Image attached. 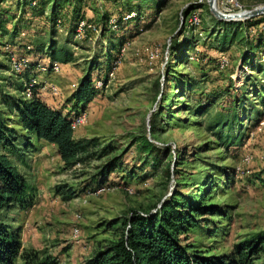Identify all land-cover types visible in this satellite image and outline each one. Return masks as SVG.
<instances>
[{"label": "rangeland", "instance_id": "374dc122", "mask_svg": "<svg viewBox=\"0 0 264 264\" xmlns=\"http://www.w3.org/2000/svg\"><path fill=\"white\" fill-rule=\"evenodd\" d=\"M83 1L82 16L103 30L65 43L64 26L72 10L67 6L49 40L69 50L74 61L66 67L59 63L58 73L36 69L35 77L41 74L49 86H63L56 104L62 115L71 117V81L78 82L91 69L92 79L101 85L85 108L86 122L74 128L73 136L96 137L101 146L116 150L102 159L120 158L105 177L92 178L98 172L97 158L65 169L55 147L22 132L0 100L20 150L6 152L35 188L30 208L13 206L5 212V223L20 231V252L37 251L53 257L55 264H85L96 249L115 241L131 211L153 213L164 200L175 199L218 207L215 214L192 215L194 225L180 234L186 250L229 255L252 234L264 231V128H256L264 117V71L242 65L251 57L242 51L244 43L216 50L221 30L213 24L207 0ZM30 2L0 0V90L13 95L19 76L10 70L11 60L50 32L48 8L44 15L31 14ZM239 2L244 10L264 5V0ZM188 5L199 7L200 22L185 28ZM130 9H137L141 18L116 30L104 29L108 17L118 18ZM24 24L23 34L12 39L14 26ZM245 31L249 43L255 33L262 35L259 27ZM121 44L126 46L122 55L117 52ZM222 53L229 59L224 68L218 62ZM43 64L50 66L49 61ZM234 114L238 120L221 133H240L241 140L226 145L208 125L217 116L230 120ZM142 136L156 147V161L139 149ZM66 192L71 195L64 199ZM17 264L23 263L19 259Z\"/></svg>", "mask_w": 264, "mask_h": 264}, {"label": "trees", "instance_id": "16d2710c", "mask_svg": "<svg viewBox=\"0 0 264 264\" xmlns=\"http://www.w3.org/2000/svg\"><path fill=\"white\" fill-rule=\"evenodd\" d=\"M83 2V0H31L29 8L31 14L40 16L44 15V10L48 8L46 14L50 27L48 36H53L56 26L62 21L63 7L70 4L72 10L67 20V35L64 42L71 43L76 35L78 22L81 19H87L82 16L85 6ZM194 5L186 7L184 16L189 17L193 11L199 10V7ZM124 13L118 18L108 17L104 29L116 30L123 23L141 18L137 9L126 10ZM211 19L214 26L221 30L217 36L216 50L225 52L233 44L244 43L245 45L242 44V46L245 47L242 51H249L251 57H249V53L245 54L248 57L242 65L253 71H264V53L261 56L258 53L261 51V47L264 49V13L259 17L257 15L236 21H222L213 17ZM110 20H113V23H110ZM24 26L25 24L14 26L10 37L13 39L15 36L22 35ZM184 27L189 28L191 24L185 22ZM255 27L262 29V35L255 33L251 39L252 42L249 43L245 29L249 31ZM99 29L102 31L103 27L100 26ZM247 44L250 50L246 49ZM123 45L121 44L117 52ZM25 48L27 53L21 51L15 57L17 59L25 58L27 66L20 72L10 68L14 74L19 76L18 81L14 82L13 89L16 94L13 95L0 90V100L5 104L7 113L15 117L22 132L28 136H34L38 141L53 145L62 161L63 168L71 169L77 164H84L88 160L97 158L100 160V164L97 166L98 172L92 175V178L107 176L115 169V164L120 156L102 158L114 153L115 148L110 144L101 146L96 137L75 139L71 117L62 115L60 109L49 107L36 96L39 84L29 85L32 78L36 79L33 72L38 70L39 66H45L38 61L34 62L33 58L30 59V53L40 56V58H47L50 65L55 61L60 63L73 62L72 53L66 50L64 46H56L53 40L51 42L47 38L46 41L34 39L25 45ZM222 54L227 58L226 54ZM240 59L242 60L241 57ZM227 61L228 65V58ZM113 62L112 60L109 64L108 71L112 69ZM248 80L250 81L249 78ZM96 81L91 77V69L84 70V74L79 78L75 89L67 100L72 102V109L74 110L72 112H75L73 115H76L79 110L85 109L97 95L99 88L95 86ZM27 88H30L31 91L29 97L25 95ZM200 109L203 111L204 108L201 107ZM5 115V112L0 110V146L5 149V153L0 151V264H17L19 259L23 264H55L53 257L42 255L37 251L20 252L19 229H12L5 223V212L11 207L17 206L20 210H26L33 205L35 190L10 159V153H18L20 150L19 146L15 144L17 140L16 131L5 123ZM236 120H238L236 114L232 115L230 120L217 116L208 127L214 130L222 143L230 145L239 142L241 134H233L231 131L222 134L221 131L226 127L232 128V122ZM155 125L156 116L154 115L150 123L151 131L156 127ZM138 141L139 149L148 158L156 161L159 154L150 140L142 136ZM166 171L169 172V170ZM70 195V192H66L63 198L66 199ZM217 211L218 207L216 206H202L187 200L178 201L175 199L164 200L153 213L145 212L143 214L131 211V215L121 222L123 230L115 241L96 249L85 264H256V261L259 260L258 264H264V231L252 234L250 238L236 245L229 255L216 257L197 252L191 253L186 250L181 243L180 234L194 225L195 220L192 215H205L209 212L215 214Z\"/></svg>", "mask_w": 264, "mask_h": 264}, {"label": "built area", "instance_id": "2783aa9c", "mask_svg": "<svg viewBox=\"0 0 264 264\" xmlns=\"http://www.w3.org/2000/svg\"><path fill=\"white\" fill-rule=\"evenodd\" d=\"M216 5L219 11L225 14H232V13L245 11L242 8L239 0H218V2L216 1ZM188 21L190 24L199 23L200 22V11L199 10L193 11L189 16ZM110 23H113V20H110ZM98 31H99V26L97 27L94 21L87 20V19H81L77 24L75 38L78 40L87 39L90 34L97 33ZM125 49H126L125 45H123L120 48V55L123 54ZM227 62H228L227 58L223 54H220V59H219L220 67L224 68L227 65ZM26 66H27V60L25 58L17 59L16 57H14L11 60V68L16 72H20ZM38 70L43 73H49V72L58 73L60 72V66H59V63L55 61L51 63L50 67H47L44 65L39 66ZM35 84L37 85L39 83L37 82L35 78H32L31 83L29 85L33 86ZM100 85H101V82L97 81L95 86L98 88ZM43 87L45 88L46 85L44 84ZM48 90L52 94V96H58L60 94L59 89L54 85H50L48 87ZM30 94H31L30 88H27L25 91V95L29 97ZM86 120H87L86 109L79 110L76 115H72L71 116V126L73 130L77 126L84 124ZM256 128L259 130L264 128V117L258 121ZM262 155L264 156V149H263Z\"/></svg>", "mask_w": 264, "mask_h": 264}, {"label": "crops", "instance_id": "0c3cea01", "mask_svg": "<svg viewBox=\"0 0 264 264\" xmlns=\"http://www.w3.org/2000/svg\"><path fill=\"white\" fill-rule=\"evenodd\" d=\"M67 6H68V8H70L71 9V6H70V4H66L64 7H63V9H65V8H67ZM62 9V10H63ZM62 13V12H61ZM64 31H65V36L67 35V26H64ZM48 40H49V36L48 37H46ZM46 38H45V41H46ZM76 38H75V36H74V40H75ZM78 40V39H77ZM69 44V43H68ZM29 58L30 59H32L33 58V61L34 62H40V63H44V62H47L48 60H47V58H40V56H37V55H33V54H29ZM57 62V61H56ZM58 63H60V62H58ZM69 63H71V62H69ZM69 63H63L64 65H62L63 67H66ZM64 69V68H63ZM34 74H35V76H36V72H34ZM37 80H38V82H39V87H38V89H37V93H36V96L43 102V103H45L46 105H48L49 107H51V108H54V109H59L58 107H57V98L58 97H54V96H52V94L49 92V90H48V87H49V85L47 84V79H46V77L45 76H43V75H39V76H37ZM59 82L60 83H62V81H61V78H59ZM46 85V87L44 88L43 87V85ZM76 85H77V81L75 80V81H71V86L69 87V89L71 88V90H70V94H69V96L68 97H70V95L72 94V92H73V90L75 89V87H76ZM62 85H59V88H61V90H62ZM58 88V87H57ZM58 88V89H59ZM68 93L66 92V95H67ZM62 95V94H61ZM61 95H58V96H60V98H62L61 97ZM89 105V104H88Z\"/></svg>", "mask_w": 264, "mask_h": 264}, {"label": "water", "instance_id": "95a60500", "mask_svg": "<svg viewBox=\"0 0 264 264\" xmlns=\"http://www.w3.org/2000/svg\"><path fill=\"white\" fill-rule=\"evenodd\" d=\"M208 9L210 13L218 20L222 21H236L244 20L250 17H254L264 13V5L254 7L250 10H245L243 12H237L232 14H225L219 11L216 5V0H207Z\"/></svg>", "mask_w": 264, "mask_h": 264}]
</instances>
